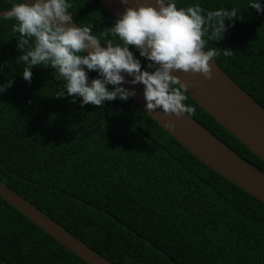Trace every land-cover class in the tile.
I'll return each instance as SVG.
<instances>
[{
	"label": "trees",
	"instance_id": "obj_1",
	"mask_svg": "<svg viewBox=\"0 0 264 264\" xmlns=\"http://www.w3.org/2000/svg\"><path fill=\"white\" fill-rule=\"evenodd\" d=\"M11 2L0 0V11ZM69 2L73 22L118 42L99 0ZM176 3L239 11L243 22L222 39L211 40L208 25L205 48H218L215 63L264 108V11L248 0ZM14 23L0 17V83L14 81L0 93L3 183L113 264H264V202L203 164L131 97L100 106L56 97L64 82L50 66L23 79ZM184 95L192 118L264 173V161ZM0 264L88 263L0 197Z\"/></svg>",
	"mask_w": 264,
	"mask_h": 264
},
{
	"label": "clouds",
	"instance_id": "obj_2",
	"mask_svg": "<svg viewBox=\"0 0 264 264\" xmlns=\"http://www.w3.org/2000/svg\"><path fill=\"white\" fill-rule=\"evenodd\" d=\"M120 2L123 11L109 27L118 42L101 43L91 26L70 23L69 0H12L0 15L16 22L12 31L19 34L16 46L21 52L16 63L25 65L23 79L30 82L33 66H50L56 78L64 82L55 96L67 94L73 103L79 98L81 106L126 100L135 89L123 84L139 82L147 112L160 108L177 116L191 113L193 108L183 103V85L176 87L178 80L172 72L181 70L210 78L209 61L219 52L215 47L205 48L203 37L208 25L212 28L209 38L219 40L235 22H243V17L234 7L205 12L199 5L177 7L176 0H144L135 6H129L127 0ZM248 6L257 14L264 11L262 0H248ZM129 45L147 62L143 68ZM219 50L224 56L233 53L227 48ZM89 71L97 75L89 78ZM122 73L131 79L125 80ZM13 83L11 79L0 83V93Z\"/></svg>",
	"mask_w": 264,
	"mask_h": 264
},
{
	"label": "water",
	"instance_id": "obj_3",
	"mask_svg": "<svg viewBox=\"0 0 264 264\" xmlns=\"http://www.w3.org/2000/svg\"><path fill=\"white\" fill-rule=\"evenodd\" d=\"M99 1L115 19L123 11L124 5L120 0ZM140 2L144 0H127L129 6H135ZM3 11L1 10L0 13ZM0 17L3 16L0 15ZM70 23L76 24L73 21ZM209 63L212 73L210 78H205L199 73L173 71L172 74L178 80L177 85H183V90L198 105L264 161V108L229 77L214 60H210ZM122 74L125 80L131 79L126 73ZM123 86L135 89V94L130 97L192 155L225 179L264 202L262 171L233 152L188 113L177 116L164 113L160 108L147 112L144 107L141 83L138 82L135 85L124 83ZM0 197L86 263L113 264L1 180Z\"/></svg>",
	"mask_w": 264,
	"mask_h": 264
}]
</instances>
